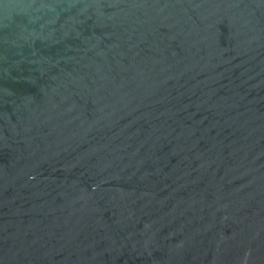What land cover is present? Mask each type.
<instances>
[{"label":"water","instance_id":"95a60500","mask_svg":"<svg viewBox=\"0 0 264 264\" xmlns=\"http://www.w3.org/2000/svg\"><path fill=\"white\" fill-rule=\"evenodd\" d=\"M0 264H264V0H0Z\"/></svg>","mask_w":264,"mask_h":264}]
</instances>
